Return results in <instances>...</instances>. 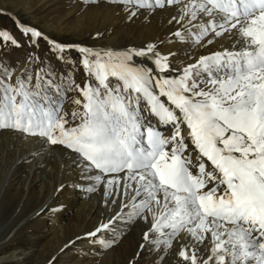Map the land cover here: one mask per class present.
Here are the masks:
<instances>
[{
	"label": "snow or ice",
	"instance_id": "1",
	"mask_svg": "<svg viewBox=\"0 0 264 264\" xmlns=\"http://www.w3.org/2000/svg\"><path fill=\"white\" fill-rule=\"evenodd\" d=\"M112 2L128 19L170 10L169 36L208 51L177 65L155 42L60 43L0 7L20 33L0 28V130L71 153L83 191L112 209L84 233L93 245L115 244L102 235L125 221L152 264H264V0ZM40 40L73 68L79 53L82 84L32 52L5 61Z\"/></svg>",
	"mask_w": 264,
	"mask_h": 264
},
{
	"label": "rangeland",
	"instance_id": "2",
	"mask_svg": "<svg viewBox=\"0 0 264 264\" xmlns=\"http://www.w3.org/2000/svg\"><path fill=\"white\" fill-rule=\"evenodd\" d=\"M106 1L108 4L112 2V0H0V7L9 9L21 22L36 26L50 39L60 43L109 48L100 46L99 43L106 42V39L114 35L117 29H125L128 26L136 30L146 28V24L145 26L143 23L135 24L131 22L132 19L121 15L120 9H114L115 13H113L103 8L104 4H107ZM0 28L10 29L20 38V33L17 32L16 25L9 15L0 14ZM30 52L39 55L44 64L50 63L58 75L60 72L68 73L71 68L72 73L69 75L74 77L76 83H83L85 76L79 66V53L75 49L67 51L65 57L66 60L71 57L72 61H76L75 68L71 63L58 61L44 40L39 41L38 49L29 47L27 43L23 47L12 48L4 59L8 63L18 62L23 66ZM0 56H3L2 52ZM37 66L33 65V70ZM74 95L76 93L73 91L67 93L68 100L64 108L69 113L72 109L71 98ZM17 179L5 190L3 196L2 193L0 195V242L2 241L0 264H129L133 257L139 261V264H152L153 257L149 251L137 249L135 244L133 245L132 237L125 235L126 233L113 234L112 230L108 229L102 238L116 240V243L109 247L93 245L86 237L77 240L74 229L79 217L78 210L71 195L68 194L65 196V202L60 200L64 206L61 213L49 214L31 222L25 228H21L17 236L12 237L11 229L6 225L21 195V190H18L21 183ZM70 186L66 191L68 193L73 189L74 183ZM35 194L36 192L31 193L30 196ZM18 223L19 221L13 225V228H18ZM70 240L72 245L68 243Z\"/></svg>",
	"mask_w": 264,
	"mask_h": 264
},
{
	"label": "bare ground",
	"instance_id": "3",
	"mask_svg": "<svg viewBox=\"0 0 264 264\" xmlns=\"http://www.w3.org/2000/svg\"><path fill=\"white\" fill-rule=\"evenodd\" d=\"M103 8L111 10L113 13H115L114 9H120L113 2L109 4L107 2ZM169 11H157L155 14H151L142 10L141 14L133 18L131 22L146 24L145 29L136 30L134 27L127 25L128 27L125 29H117L114 35H110L111 37L106 39V42L103 41L104 43H99V45L120 48L130 44L140 46L148 42H155L161 51L175 53L173 63L177 65L186 59L190 60L194 56L207 52V48L200 49L190 42H181L169 36V32L175 27V25L168 23L170 19ZM120 14L125 15L123 11ZM214 47L215 45H213ZM71 159V153L63 151L61 147L50 148L43 144L40 139L23 136L13 131L0 130V195L2 193L1 196H3L5 190L13 185L16 178L21 183L20 189H18L21 190L20 198L6 225V227H10L12 237L17 236L21 228H25L31 222L49 214L61 213L64 206L60 203V200L65 202L66 194L71 195L72 201L78 210L79 217H77L74 229V234L77 237H85V232L91 231L94 226L109 217L112 209L102 203L100 194L83 191L85 178H82L79 169L75 165L70 167ZM71 183L81 187L73 186V189L69 190L68 193L66 191L70 189ZM60 184L66 186L61 191H57L56 189ZM34 192L36 194L31 197V193ZM60 205L62 207H58ZM52 209H55V211H52ZM18 221L19 227L13 228V225ZM109 229L112 230L113 234L126 233L125 235L132 237L133 245L135 244L136 248L139 249L140 224H127L125 221H117ZM157 263L159 264L158 261Z\"/></svg>",
	"mask_w": 264,
	"mask_h": 264
}]
</instances>
